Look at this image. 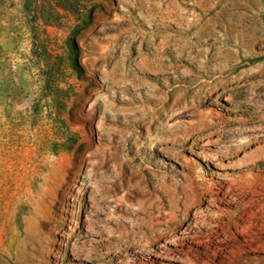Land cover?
Returning a JSON list of instances; mask_svg holds the SVG:
<instances>
[{"label":"rangeland","instance_id":"obj_1","mask_svg":"<svg viewBox=\"0 0 264 264\" xmlns=\"http://www.w3.org/2000/svg\"><path fill=\"white\" fill-rule=\"evenodd\" d=\"M0 264H264V0H0Z\"/></svg>","mask_w":264,"mask_h":264}]
</instances>
